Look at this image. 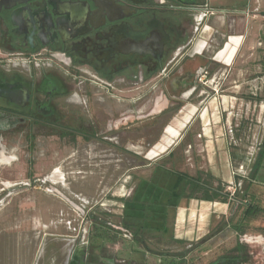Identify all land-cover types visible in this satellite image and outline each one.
Masks as SVG:
<instances>
[{
	"label": "crops",
	"instance_id": "crops-1",
	"mask_svg": "<svg viewBox=\"0 0 264 264\" xmlns=\"http://www.w3.org/2000/svg\"><path fill=\"white\" fill-rule=\"evenodd\" d=\"M204 4L199 5L200 11L193 12L198 20L204 15ZM208 4L213 9H221V13L213 11L214 15L202 21L197 34L193 36L179 35L177 22L166 23L169 30L172 28L169 34L171 45L175 48L170 59L179 64L170 77L172 87L177 89L172 95L179 97L178 107L172 110L169 100L162 96L150 97L159 87L158 80L170 76L164 70L165 66L157 73L160 77L158 80L153 79L157 74L149 73L145 82L138 84L135 75L129 105L135 117H148L140 130V137L133 140L130 133L128 146L126 140V145L122 147L116 145L115 141H107L106 133L94 135L92 139L85 137L82 146L76 149L77 176L69 177V166L64 159L56 167L64 177L55 183L61 184L65 194L78 193L75 196H82L83 203L93 201L95 205L92 207L98 206L93 212L105 210L121 219L125 203L133 196L139 183L145 181L160 186L166 192L163 200L165 224L168 226L171 223L172 239L176 242L202 239L209 233L213 219H226L221 233L235 235L233 219L246 220L248 202L257 207L252 215H248L250 219L264 212L263 196L257 197L251 191L256 181L264 183V139L254 163L249 164L238 135L245 132V123L249 128L250 125L256 127L252 122L257 120L253 117L244 121L246 110L254 109L258 103L264 105L261 102L263 99L255 97L261 90L264 91V0H209ZM233 9H239L238 13L231 12ZM220 35H223V39H220ZM234 37L239 38L237 43L232 41ZM188 46L186 61H181L184 57L181 53ZM145 49L151 57L155 51H162L163 47L157 41L148 40ZM187 62L210 73L220 71L223 81L197 83L195 79L200 76L197 71L194 78L186 82L190 73ZM167 86L170 88L169 83ZM167 86H162V95L168 92ZM218 89L221 92H217ZM206 90L209 94L202 96ZM195 92L200 96L197 100L193 97ZM151 117L158 118L156 125H153ZM91 141L96 144L91 146ZM144 145L149 148L143 157H138L132 148H142ZM62 153L52 152L50 158ZM134 158H142L143 162L133 164ZM251 166L244 190L234 200L238 212L236 217L231 215L228 218L229 200L223 202L203 197L204 186L220 185L223 188L236 181L237 172ZM50 167L53 172L55 168ZM134 169H138L139 173H134ZM163 170L194 178L202 189L194 192L188 189V196H183L186 181L170 176ZM44 185L23 183V190L31 191L30 194L19 195L15 210L5 202L0 211V264H84L91 249L102 246L108 249L105 241L116 240L115 236L107 238L102 235L90 239L93 246L88 247L82 244L81 236L74 239L75 234L70 233L72 229L64 221L78 219L79 213L63 199L48 192ZM90 223L94 224L92 220ZM114 233L134 242L131 233L122 230ZM154 233L161 234L150 232ZM246 233L244 230L242 234ZM209 241L203 240L202 245ZM126 243L123 253L118 249L110 251L113 262L107 264H117L124 259L148 264L150 259L162 255L149 247L142 246L140 249L138 244L137 248L129 250ZM181 260L180 256L168 258L173 263H181Z\"/></svg>",
	"mask_w": 264,
	"mask_h": 264
},
{
	"label": "flooded vegetation",
	"instance_id": "flooded-vegetation-1",
	"mask_svg": "<svg viewBox=\"0 0 264 264\" xmlns=\"http://www.w3.org/2000/svg\"><path fill=\"white\" fill-rule=\"evenodd\" d=\"M208 3L0 0V211L6 201L15 210L23 183L52 184L50 164L37 169L31 163L26 180H21L22 148L33 153L43 143L46 156L54 148L61 151L73 145L77 149L85 137L92 139L99 133L108 134L107 141H115L117 133L141 130L148 117H135L129 105L134 76L142 84L149 73H160L164 66L168 75L174 74L179 64L170 59L175 48L169 34L172 28L166 23L177 22L179 35L193 36L202 21L214 12L221 13ZM201 4L205 11L198 20L193 12L200 11ZM148 40L157 41L163 50L149 57ZM187 48L181 61H186ZM186 64L189 82L200 68ZM172 84L170 79V89L176 93ZM151 118L156 125L158 118ZM4 158L11 160L5 162ZM104 250L91 249L84 264L113 262L109 249ZM117 264L139 262L124 259ZM213 264L226 263L221 259Z\"/></svg>",
	"mask_w": 264,
	"mask_h": 264
},
{
	"label": "rangeland",
	"instance_id": "rangeland-1",
	"mask_svg": "<svg viewBox=\"0 0 264 264\" xmlns=\"http://www.w3.org/2000/svg\"><path fill=\"white\" fill-rule=\"evenodd\" d=\"M196 75V73L194 74ZM216 75V76H215ZM215 76V77H214ZM170 76L162 79L161 84L159 85L158 88L154 89V91L151 93L150 97H163V99H168L169 100V105H171V109L175 110L178 107V96L173 97L171 89L167 86L169 81H170ZM221 74L220 71H217V73H210L206 74L205 77H202V75L198 76V78L195 79L197 83H208V82H218V81H223L221 79ZM159 74L154 75L153 79L158 80ZM214 79L211 81V79ZM166 85L168 87V92L162 95V86ZM220 88V87H219ZM198 92V91H197ZM209 91L206 90L202 96H205ZM217 92H221L220 89L217 90ZM260 91H257V93ZM209 94V93H208ZM260 95V97H259ZM259 95L255 96L256 98H261V102H264V91L261 90ZM194 100L199 99V93L193 94ZM244 121H249V118L253 117L257 121L252 122L256 125V127H252L250 125V128L248 127V124L245 123V128H244V133H238L241 143L245 147V152L247 149L252 146L256 142H260L261 145L263 144V139H264V105L260 106L259 103L258 105L253 109L251 108L250 110H246V114L243 116ZM135 119V118H134ZM143 120L145 118H142ZM248 119V120H247ZM140 120V119H139ZM137 121V120H136ZM141 121V120H140ZM251 123V122H248ZM138 128H134V132L132 133L133 140H136V138L140 137V130H137ZM253 130V131H252ZM130 137V133H117L116 136V145L122 147L125 144L127 140V146H128V138ZM165 136V133L163 137ZM91 146L95 145L96 142L91 141L89 143ZM158 144V143H156ZM260 145V147H261ZM41 147H38L35 149L33 153H29L26 151L25 148L21 149L20 152V171H21V180L24 181L25 179V172L26 170L31 167V163L36 164V168L40 169L45 167L47 164L51 162L49 166H53L54 171L58 168L61 161L64 159V163H68L67 165L69 166V177H75L77 176V168L75 165L76 162V147L73 145H68L65 148H63L61 151H57L56 148H54L52 152H62L58 157L54 155L53 159L50 158L51 153L50 151L48 154L45 156L43 155L45 151L42 149L45 147V144H41ZM52 146H56L53 145ZM159 146V145H158ZM255 148V156L256 157L257 153L260 152V149L257 145L253 146ZM149 148L148 146L144 145L142 148H132V151L134 153H138V157H143L145 150ZM259 148V150H258ZM34 156V157H33ZM255 159V158H254ZM254 161V160H253ZM252 161V163H254ZM143 162L142 158L139 159H133V164L135 163H140ZM252 169V166L249 170ZM60 171V169H58ZM30 171V170H29ZM134 173H139L138 169L133 170ZM52 169L49 171V179H51V174H52ZM61 177H64L62 175V171H60ZM250 171L248 172V177H249ZM248 177L243 181L242 187L237 191V198H239L241 192L244 190V185L248 181ZM59 180V179H58ZM62 180V179H61ZM60 180V181H61ZM53 183L59 182V181H52ZM51 184L54 187L58 188L61 190L63 193L65 192V189L61 186L60 183H55ZM48 185H44V187ZM28 187V186H26ZM22 192L20 195L24 196L27 194H30V191H24L23 188L24 186L21 187ZM29 188L32 189L31 186ZM253 193H256L257 197L263 196L264 198V183L256 181L255 186L252 187L251 190ZM56 195L55 193H53ZM78 193L74 194H66L70 199H72L74 202L80 205L81 199L83 198L80 195H76ZM58 196V195H57ZM78 196V197H77ZM59 197V196H58ZM60 198V197H59ZM230 211L228 218L232 215V217H236L238 212L235 210L236 209V203L234 202V199H230ZM66 202V201H65ZM233 202V203H231ZM67 203V202H66ZM94 202L89 201L85 204V214L82 215L78 211H76L72 206L71 207L77 214L79 213V218H74L73 219H68L65 220V224L71 228L70 230L71 234H75V238L77 239V236H82L84 233L85 237L88 238L90 241L93 240L94 238H100V236H108L107 238H115L114 242L113 241H105V243H108V249L109 251H115V249H118L120 253H123L124 251V244L126 243L127 247L130 248L129 250H132L133 247L137 248V244L131 240H127L125 237L122 235H116L112 229L109 227L110 225H121L122 219L117 216H111V214L105 210H101L100 212L96 213L93 212L95 211V207H92ZM92 215L96 216V219H94V224L90 223L92 220ZM225 220L226 219H213L211 222L210 226V231L208 234L205 235V239L210 240L207 244L202 245V239L200 240H192V241H183V242H176L172 239V229H171V223H168V232L165 234H159V233H154L150 234L151 236L148 237V247L154 250L155 252L162 253V255L158 256V258H153L149 260L148 264H213L215 261H217L222 255H225L230 248L234 246L235 243V235L233 233L227 235L221 233L224 230V225H225ZM236 219L234 218L233 221ZM76 223V224H74ZM110 223V225H108ZM108 226H107V225ZM75 226V227H74ZM219 228H221V231H219ZM82 229L85 231L82 232ZM247 233L242 234V238L240 243H242L247 252L246 259L241 262V264H264V212L258 214L255 219H247L244 222V228H243ZM261 236V239H256L258 236ZM115 236V237H114ZM75 242V241H74ZM113 242V243H112ZM97 245V243H95ZM202 245V246H201ZM138 247L141 249L143 248L142 246ZM104 249L105 246H102V250L105 251ZM177 257L180 256L182 258L181 263H173L172 261H168V258L171 257ZM157 259H160L159 261Z\"/></svg>",
	"mask_w": 264,
	"mask_h": 264
},
{
	"label": "trees",
	"instance_id": "trees-1",
	"mask_svg": "<svg viewBox=\"0 0 264 264\" xmlns=\"http://www.w3.org/2000/svg\"><path fill=\"white\" fill-rule=\"evenodd\" d=\"M262 146L263 144L261 145V147ZM262 157L263 153L260 155V157H258L259 160L256 163V169L259 166ZM163 171H165L170 176H177L178 179L181 178L180 180L186 181L187 188H185V190L183 191V196H188V189L191 192L202 189V187H198V183L194 178L174 174L167 170ZM225 187L222 188L220 185H208L207 187L204 186L202 189L204 191L203 197L209 200H220L223 202H227L230 199L228 192L225 190ZM165 196L166 192L160 186L150 184L145 181L139 183L134 191L133 196L125 203L121 225H110V223H108V225H110L109 227L113 232L122 230L131 233L136 244L148 249V237L152 235H150V232L156 231L161 232V234H165L168 232L163 213V200L165 199ZM233 199L237 200V192L235 193ZM248 206L249 207L245 212V215H247L246 220H249L250 217L248 215H252L257 209V207L251 205L249 202ZM94 219H96V216L92 215L93 223ZM243 220L245 219L241 218L239 221L236 220L233 222L232 229L236 232L234 246L230 248L228 252L225 255H222L218 260L224 259V262L226 264H241V262L246 259V248L239 241V237L244 231Z\"/></svg>",
	"mask_w": 264,
	"mask_h": 264
},
{
	"label": "built area",
	"instance_id": "built-area-1",
	"mask_svg": "<svg viewBox=\"0 0 264 264\" xmlns=\"http://www.w3.org/2000/svg\"><path fill=\"white\" fill-rule=\"evenodd\" d=\"M256 11H258V8H256L255 9ZM196 19V18H195ZM198 22L199 21H196V23L198 24ZM199 74L200 75H203V77H205L206 76V71L205 70H203V69H200L199 70ZM212 80H214L213 78L211 79V81ZM258 146L259 148H260V145H261V143L259 142H256V143H254L252 146H250L248 149H247V151H246V157H247V159H248V163L250 164V163H252V161L254 160V156H255V148L253 147V146ZM259 148H258V150H259ZM248 172H249V168L247 167V168H245V169H243V170H241V171H239V172H237L236 173V176H237V179H236V181L235 182H233V183H230L229 185H227L226 187H225V190L228 192V194H229V199H232L234 196H235V193L242 187V185H243V181L248 177ZM80 206H82L83 208H84V206H85V203H83V202H81V204H80ZM85 231V229L83 230L82 229V232H84ZM244 235V234H243ZM243 235H240V237H239V240L241 241V238H242V236ZM262 237L259 235L256 239H261ZM81 242H82V244L83 245H87L88 244V242H89V240H88V238L87 237H85V235H84V233L82 234V236H81Z\"/></svg>",
	"mask_w": 264,
	"mask_h": 264
},
{
	"label": "water",
	"instance_id": "water-1",
	"mask_svg": "<svg viewBox=\"0 0 264 264\" xmlns=\"http://www.w3.org/2000/svg\"><path fill=\"white\" fill-rule=\"evenodd\" d=\"M181 9L186 10L185 8H181ZM46 190L48 192L55 193L56 195H58L61 199H63L64 201H66L70 206H72L80 214H82V215L85 214V209L82 206H80L79 204H77L76 202H74L72 199H70L65 193H63L58 188H56L53 185L49 184L47 186Z\"/></svg>",
	"mask_w": 264,
	"mask_h": 264
},
{
	"label": "bare ground",
	"instance_id": "bare-ground-1",
	"mask_svg": "<svg viewBox=\"0 0 264 264\" xmlns=\"http://www.w3.org/2000/svg\"><path fill=\"white\" fill-rule=\"evenodd\" d=\"M239 40V38L238 37H234V38H232V41L234 42V43H237V41ZM175 130V129H174ZM168 131V130H167ZM172 132V131H171ZM11 159H9V158H4V161L5 162H9ZM51 179H52V181H60L61 179H62V177H61V173H60V171L58 170V169H56L55 171H53V173L51 174ZM59 179V180H58Z\"/></svg>",
	"mask_w": 264,
	"mask_h": 264
}]
</instances>
